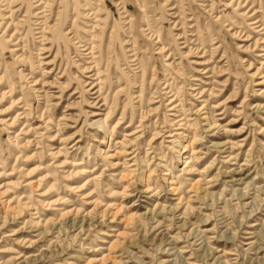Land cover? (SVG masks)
<instances>
[{
  "label": "rangeland",
  "instance_id": "374dc122",
  "mask_svg": "<svg viewBox=\"0 0 264 264\" xmlns=\"http://www.w3.org/2000/svg\"><path fill=\"white\" fill-rule=\"evenodd\" d=\"M0 264H264V0H0Z\"/></svg>",
  "mask_w": 264,
  "mask_h": 264
}]
</instances>
